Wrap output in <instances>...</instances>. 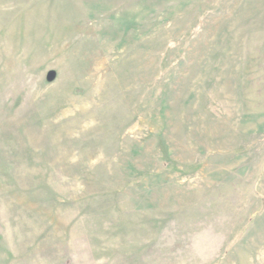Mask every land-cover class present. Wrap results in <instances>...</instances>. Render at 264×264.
Listing matches in <instances>:
<instances>
[{"label": "rangeland", "instance_id": "1", "mask_svg": "<svg viewBox=\"0 0 264 264\" xmlns=\"http://www.w3.org/2000/svg\"><path fill=\"white\" fill-rule=\"evenodd\" d=\"M107 259L264 264V0H0V264Z\"/></svg>", "mask_w": 264, "mask_h": 264}, {"label": "crops", "instance_id": "2", "mask_svg": "<svg viewBox=\"0 0 264 264\" xmlns=\"http://www.w3.org/2000/svg\"><path fill=\"white\" fill-rule=\"evenodd\" d=\"M135 262H136V260H135ZM106 264H127V262H122V260L120 259V260H109V259H107L106 260ZM129 264H131V263H129Z\"/></svg>", "mask_w": 264, "mask_h": 264}]
</instances>
